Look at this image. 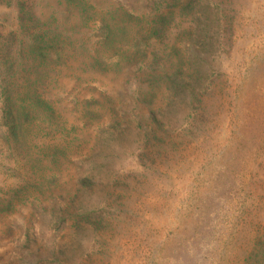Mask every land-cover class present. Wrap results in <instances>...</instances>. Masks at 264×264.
<instances>
[{"label":"rangeland","instance_id":"1","mask_svg":"<svg viewBox=\"0 0 264 264\" xmlns=\"http://www.w3.org/2000/svg\"><path fill=\"white\" fill-rule=\"evenodd\" d=\"M0 264H264V0H0Z\"/></svg>","mask_w":264,"mask_h":264}]
</instances>
